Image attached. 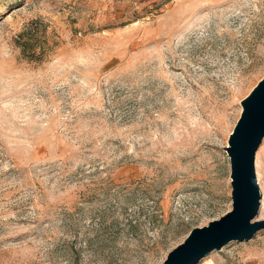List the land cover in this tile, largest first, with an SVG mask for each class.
Masks as SVG:
<instances>
[{"label": "rangeland", "instance_id": "1", "mask_svg": "<svg viewBox=\"0 0 264 264\" xmlns=\"http://www.w3.org/2000/svg\"><path fill=\"white\" fill-rule=\"evenodd\" d=\"M263 76L264 0H0V264H161L231 210ZM198 264H264V229Z\"/></svg>", "mask_w": 264, "mask_h": 264}, {"label": "water", "instance_id": "2", "mask_svg": "<svg viewBox=\"0 0 264 264\" xmlns=\"http://www.w3.org/2000/svg\"><path fill=\"white\" fill-rule=\"evenodd\" d=\"M241 112L225 147L230 163L231 210L207 225L192 228L161 264H198L231 242L249 240L264 229L259 219L262 193L256 153L264 139V76L240 101Z\"/></svg>", "mask_w": 264, "mask_h": 264}]
</instances>
